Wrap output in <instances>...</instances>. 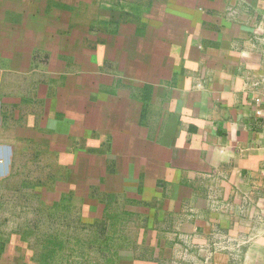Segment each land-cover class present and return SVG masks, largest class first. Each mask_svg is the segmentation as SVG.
<instances>
[{"label":"crops","instance_id":"0c3cea01","mask_svg":"<svg viewBox=\"0 0 264 264\" xmlns=\"http://www.w3.org/2000/svg\"><path fill=\"white\" fill-rule=\"evenodd\" d=\"M0 194L61 264H264V0H0Z\"/></svg>","mask_w":264,"mask_h":264},{"label":"rangeland","instance_id":"374dc122","mask_svg":"<svg viewBox=\"0 0 264 264\" xmlns=\"http://www.w3.org/2000/svg\"><path fill=\"white\" fill-rule=\"evenodd\" d=\"M3 194H0V237H11L12 241L5 245V242L0 243L1 246L4 245V248H7L4 253L0 254V264H22L24 261H28L33 253H41L43 249L42 238L44 235L54 233H60L54 229L51 230L46 226V215L44 210L35 211L31 206L34 201L33 197H29L30 202H26L25 196L20 194H6L2 197ZM37 215V226L34 225L36 222L34 216ZM61 217L60 213L53 214V217L56 220ZM27 221H30L32 224H28ZM34 230V234L28 236L30 229ZM13 235V236H12ZM70 237V239H76V237L83 238L81 233L78 235V232L71 231L69 228L64 229L61 236ZM19 237H22V241L19 240ZM29 237L28 239H25ZM93 235L90 236L92 238ZM7 246V247H6ZM71 246L75 249H93V246H87L83 242H71ZM92 251V250H90ZM102 261V258H101Z\"/></svg>","mask_w":264,"mask_h":264},{"label":"trees","instance_id":"16d2710c","mask_svg":"<svg viewBox=\"0 0 264 264\" xmlns=\"http://www.w3.org/2000/svg\"><path fill=\"white\" fill-rule=\"evenodd\" d=\"M27 223L29 224V222L27 221ZM58 231H60V229H58ZM34 234V230L33 228L30 229L28 236ZM45 237L42 238V245H43V249L41 251V253H37L36 252V257L35 260L38 261L40 264H61L64 261V258L62 257V253L65 251H76L78 249H75L74 247L71 246V242L69 241H64L61 239V234L60 233H52V234H48V235H44ZM29 240V237L25 238ZM1 243V241H0ZM78 243V242H77ZM86 244V243H84ZM95 244H99L98 242H96ZM6 245V243H5ZM100 245L102 247H100L101 249H106L109 250L111 248L114 247V243L108 242V241H103L100 243ZM4 245L1 246L0 249V254L4 252ZM84 250V249H81ZM74 260V259H73ZM111 261V259H110ZM86 263V262H85ZM74 264V262L72 263ZM79 264H83V263H79Z\"/></svg>","mask_w":264,"mask_h":264}]
</instances>
